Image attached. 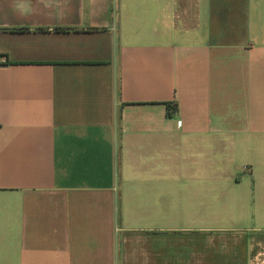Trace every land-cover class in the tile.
I'll return each instance as SVG.
<instances>
[{
  "label": "crops",
  "instance_id": "0c3cea01",
  "mask_svg": "<svg viewBox=\"0 0 264 264\" xmlns=\"http://www.w3.org/2000/svg\"><path fill=\"white\" fill-rule=\"evenodd\" d=\"M0 264H264V0H0Z\"/></svg>",
  "mask_w": 264,
  "mask_h": 264
},
{
  "label": "trees",
  "instance_id": "16d2710c",
  "mask_svg": "<svg viewBox=\"0 0 264 264\" xmlns=\"http://www.w3.org/2000/svg\"><path fill=\"white\" fill-rule=\"evenodd\" d=\"M172 107H170V112H172V109H171Z\"/></svg>",
  "mask_w": 264,
  "mask_h": 264
}]
</instances>
